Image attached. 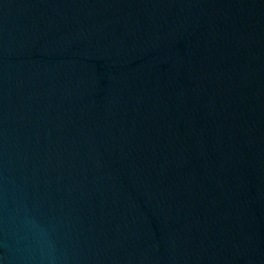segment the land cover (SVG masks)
Listing matches in <instances>:
<instances>
[{"label": "water", "instance_id": "95a60500", "mask_svg": "<svg viewBox=\"0 0 264 264\" xmlns=\"http://www.w3.org/2000/svg\"><path fill=\"white\" fill-rule=\"evenodd\" d=\"M0 264H264V0H0Z\"/></svg>", "mask_w": 264, "mask_h": 264}]
</instances>
